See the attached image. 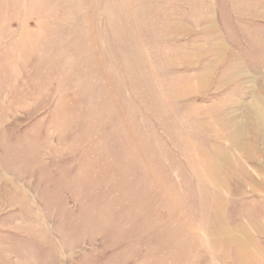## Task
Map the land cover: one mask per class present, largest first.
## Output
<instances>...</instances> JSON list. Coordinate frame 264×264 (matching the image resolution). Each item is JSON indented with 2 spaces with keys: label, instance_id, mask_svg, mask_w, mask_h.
<instances>
[{
  "label": "rangeland",
  "instance_id": "1",
  "mask_svg": "<svg viewBox=\"0 0 264 264\" xmlns=\"http://www.w3.org/2000/svg\"><path fill=\"white\" fill-rule=\"evenodd\" d=\"M0 264H264V0H0Z\"/></svg>",
  "mask_w": 264,
  "mask_h": 264
}]
</instances>
